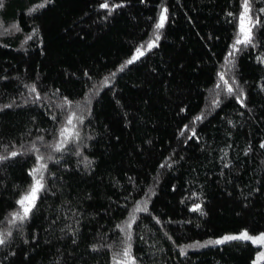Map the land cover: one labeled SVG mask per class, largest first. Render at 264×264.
Returning a JSON list of instances; mask_svg holds the SVG:
<instances>
[{"label":"trees","instance_id":"obj_1","mask_svg":"<svg viewBox=\"0 0 264 264\" xmlns=\"http://www.w3.org/2000/svg\"><path fill=\"white\" fill-rule=\"evenodd\" d=\"M0 157V264H264V0H0Z\"/></svg>","mask_w":264,"mask_h":264},{"label":"snow or ice","instance_id":"obj_2","mask_svg":"<svg viewBox=\"0 0 264 264\" xmlns=\"http://www.w3.org/2000/svg\"><path fill=\"white\" fill-rule=\"evenodd\" d=\"M106 6L107 5H105V7ZM247 11H248V6H247V2H245V13H247ZM163 19H164V16L162 14V16H161V23L160 24H157V26H156L157 28H160V27L163 26ZM242 20H243V17H242ZM243 32H244V29L242 27V33ZM248 41H249V35L248 34H245L244 40L241 41V40L238 39L236 43L239 44V43L248 42ZM140 54H142V53H140ZM131 62L132 61H129V63H131ZM34 90L35 89H33V91ZM229 91H231V88H229ZM197 119H199V117ZM68 123L69 124L72 123L71 119L68 121ZM67 132H68V130L65 129L61 133L62 136H65V139H67V136H66V133ZM60 147H61V145H57V149H59ZM12 155L14 156V155H16V153H12ZM0 159H2V157H0ZM41 167H43V165ZM38 171H39V169H35L33 171V175H35V173L38 172ZM41 187H42L41 181L39 179L36 180L35 185L31 189V193L28 196H25L21 201H19V203L23 207V217H19V218L23 219L24 217H26L28 215V212L30 211V207H31V205L35 201V194L37 193V191ZM26 202L28 203V206L27 207L24 206L26 204ZM140 210H146V209H139V208L137 209V211H140ZM234 239H244V240L251 239L253 243H261V244H264V235H262V236H260L258 238H252V237L248 236V234L246 232L245 233H242L240 236H226V237H224L223 240H217V241H214V242L210 241L209 243H217V244H219V243H223V242H225L227 240H234ZM3 242H4L3 239H0V244H2ZM125 255H127V252L125 253Z\"/></svg>","mask_w":264,"mask_h":264},{"label":"rangeland","instance_id":"obj_3","mask_svg":"<svg viewBox=\"0 0 264 264\" xmlns=\"http://www.w3.org/2000/svg\"><path fill=\"white\" fill-rule=\"evenodd\" d=\"M134 58H136V56H134ZM245 232L248 234V236H250L252 238H258V237L264 235L263 233L254 234V233L249 232L248 230H243V231L237 232V233H227V234H224L222 236L210 238V239L198 242V243H193V244L189 245L187 248H183L182 252L186 253L189 250H198V249H201V248H204V247H207V246H211V245H221V244H223V243H225V242H227L229 240H227V241H225L223 243H219V244H217V243H209V242L210 241L214 242V241H217V240H223L224 237H226V236H240L242 233H245ZM248 241L252 242L251 239H249ZM253 244H255L259 248L258 252H257L256 260H255L256 263H259V262L264 260V244H261V243H253Z\"/></svg>","mask_w":264,"mask_h":264}]
</instances>
